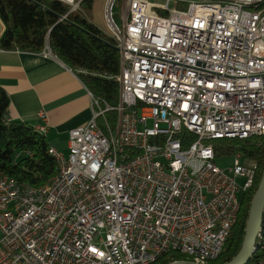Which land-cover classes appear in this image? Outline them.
<instances>
[{"label": "built area", "instance_id": "obj_1", "mask_svg": "<svg viewBox=\"0 0 264 264\" xmlns=\"http://www.w3.org/2000/svg\"><path fill=\"white\" fill-rule=\"evenodd\" d=\"M60 1L70 13L85 0ZM263 2L107 0L120 102L94 99L68 156L50 147L57 172L45 185L0 177V264L217 259L259 169L241 152L221 168L216 147L264 134Z\"/></svg>", "mask_w": 264, "mask_h": 264}, {"label": "trees", "instance_id": "obj_2", "mask_svg": "<svg viewBox=\"0 0 264 264\" xmlns=\"http://www.w3.org/2000/svg\"><path fill=\"white\" fill-rule=\"evenodd\" d=\"M92 2L85 0L82 10L90 8ZM69 10L70 6L60 0H0V15L5 23L1 48L39 52L49 44L60 59L78 72L95 96L117 105L120 87L114 78L120 72L121 54L115 39L97 27L82 10L68 13ZM9 105V95L0 86V177L9 176L19 182L45 185L57 172V163L49 153L50 143L46 134L42 135L25 122H5ZM109 118L115 126L116 112H111ZM189 136L193 139L192 135ZM236 152L257 161L258 174L254 187L243 197L239 218L227 239L224 252L209 264H227L241 249L251 201L264 171V135L218 140L217 156H233ZM262 227L264 231V216ZM259 257L256 252L249 264H259ZM188 259L182 253L173 252L154 264Z\"/></svg>", "mask_w": 264, "mask_h": 264}, {"label": "crops", "instance_id": "obj_3", "mask_svg": "<svg viewBox=\"0 0 264 264\" xmlns=\"http://www.w3.org/2000/svg\"><path fill=\"white\" fill-rule=\"evenodd\" d=\"M4 30L5 23L0 15V39ZM106 33L110 36V32ZM45 47L49 49L46 53L44 49L32 52L0 46V86L10 98L5 116L34 127L44 123L41 118L44 112L48 117L46 137L50 146L67 154L69 132L92 118L94 99L109 102L95 96L78 77V72L60 59L49 44ZM120 95L121 88L118 103ZM259 239L264 243V231Z\"/></svg>", "mask_w": 264, "mask_h": 264}, {"label": "water", "instance_id": "obj_4", "mask_svg": "<svg viewBox=\"0 0 264 264\" xmlns=\"http://www.w3.org/2000/svg\"><path fill=\"white\" fill-rule=\"evenodd\" d=\"M118 48V47H117ZM264 216V171L260 184L252 198L243 244L237 255L227 264H249L261 242ZM169 264H198L190 260H176Z\"/></svg>", "mask_w": 264, "mask_h": 264}, {"label": "rangeland", "instance_id": "obj_5", "mask_svg": "<svg viewBox=\"0 0 264 264\" xmlns=\"http://www.w3.org/2000/svg\"><path fill=\"white\" fill-rule=\"evenodd\" d=\"M162 2L163 0H155ZM107 0H93L92 6L84 10L83 14L88 17L101 30L110 32L105 14ZM114 17L119 23L121 20V9L117 3L114 7ZM111 36V35H110ZM233 156L221 155L217 156L216 163L221 168H225L233 164ZM253 263V262H252Z\"/></svg>", "mask_w": 264, "mask_h": 264}, {"label": "bare ground", "instance_id": "obj_6", "mask_svg": "<svg viewBox=\"0 0 264 264\" xmlns=\"http://www.w3.org/2000/svg\"><path fill=\"white\" fill-rule=\"evenodd\" d=\"M80 10H82V8L80 9ZM79 11V10H78ZM116 45V44H115ZM121 67H122V62H121V57H120V72H119V74L118 75H116L115 76V78L114 79H116V77L117 76H119L120 74H121ZM78 77H79V75H78ZM92 98V97H91ZM46 117H47V115H46ZM42 120H43V122L44 123H41V124H38V125H36V126H34V129L36 130V131H38V132H40L42 135H44V133L42 132V131H39L38 129H37V126H39V125H46L47 126V121H48V117H47V119L46 120H44L43 118H42ZM112 123V122H111ZM113 124V123H112ZM82 125H84V124H82ZM81 126V125H80ZM78 127V126H77ZM76 128V127H75ZM47 133V132H46ZM264 135V134H263ZM193 136V135H192ZM50 147H52V146H50ZM50 149V148H49ZM63 153V152H62ZM69 153H70V146H69V152L67 153V154H64V155H66V156H68L69 155ZM237 153V152H236ZM234 155V154H233ZM260 240V239H259ZM262 244H264L263 242L262 243H260L259 244V246H258V249L256 250V252H258L259 254H260V252H259V248H260V246L262 245ZM255 252V253H256ZM254 253V254H255ZM260 258V257H259ZM214 261V260H213Z\"/></svg>", "mask_w": 264, "mask_h": 264}]
</instances>
